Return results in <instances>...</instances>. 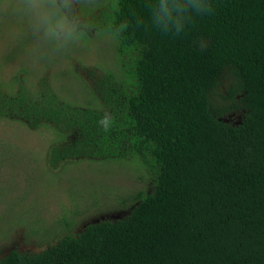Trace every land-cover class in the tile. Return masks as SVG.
I'll return each instance as SVG.
<instances>
[{
    "label": "trees",
    "instance_id": "1",
    "mask_svg": "<svg viewBox=\"0 0 264 264\" xmlns=\"http://www.w3.org/2000/svg\"><path fill=\"white\" fill-rule=\"evenodd\" d=\"M118 2L88 18L115 38L119 69L90 70L94 103L47 84L34 96L21 82L8 93L0 82V119L48 126L52 167L137 160L151 191L129 195L125 217L77 234L84 212L64 211L56 242L12 249L0 264H264V0H212L213 13L181 36L136 26L144 0ZM235 113L239 122L226 120Z\"/></svg>",
    "mask_w": 264,
    "mask_h": 264
},
{
    "label": "rangeland",
    "instance_id": "2",
    "mask_svg": "<svg viewBox=\"0 0 264 264\" xmlns=\"http://www.w3.org/2000/svg\"><path fill=\"white\" fill-rule=\"evenodd\" d=\"M104 1L82 0L87 20ZM88 24L76 45L55 54L20 19L0 13L4 91H17L21 82L34 96L47 84L74 104L94 103L97 98L87 86L90 70L102 71L103 66L118 72L117 42L111 33L91 28L90 20ZM240 117L235 113L226 120L239 122ZM54 138L44 124L33 128L0 119V258L13 248L40 252L56 242L58 235L50 236L61 227L64 211L84 212L73 228L77 234L88 223L125 217L136 204L123 201L138 190L151 191L150 175L137 160L76 159L52 167L47 157Z\"/></svg>",
    "mask_w": 264,
    "mask_h": 264
},
{
    "label": "clouds",
    "instance_id": "3",
    "mask_svg": "<svg viewBox=\"0 0 264 264\" xmlns=\"http://www.w3.org/2000/svg\"><path fill=\"white\" fill-rule=\"evenodd\" d=\"M81 5L82 0H0V13L20 19L38 42L61 54L76 45L88 29ZM107 7L110 11L117 10L118 0H109ZM143 7L147 10V19L135 15V25L172 36H181L194 19L214 11L212 0H144ZM99 123L108 131L113 120L106 113Z\"/></svg>",
    "mask_w": 264,
    "mask_h": 264
},
{
    "label": "flooded vegetation",
    "instance_id": "4",
    "mask_svg": "<svg viewBox=\"0 0 264 264\" xmlns=\"http://www.w3.org/2000/svg\"><path fill=\"white\" fill-rule=\"evenodd\" d=\"M13 249H15V248H13ZM10 251H11V250H10ZM10 251H9V252H10Z\"/></svg>",
    "mask_w": 264,
    "mask_h": 264
}]
</instances>
